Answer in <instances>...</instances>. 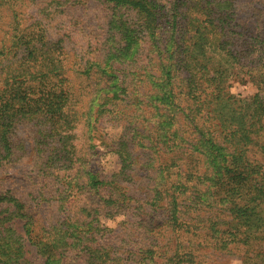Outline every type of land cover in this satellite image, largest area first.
<instances>
[{
	"label": "rangeland",
	"instance_id": "rangeland-1",
	"mask_svg": "<svg viewBox=\"0 0 264 264\" xmlns=\"http://www.w3.org/2000/svg\"><path fill=\"white\" fill-rule=\"evenodd\" d=\"M158 1L160 23L156 24V36L162 39L168 29L167 20L172 16L169 2L173 0ZM236 2L237 30H242L247 38L264 36V1ZM107 13L109 6L99 0H0V80L4 74L22 70L19 67L22 50L15 55L10 53L12 43L24 47L21 44H25L26 39L21 36L26 31H42L50 45L56 44L60 49L55 54L62 63V87L69 93L70 111L75 115L73 150L67 147L73 154H66L62 149L60 152V144L51 141L45 152L41 150L37 154L31 127H17L15 140L21 142L23 150H19V156L0 174V185L16 190L18 198L33 212L36 230L33 236L38 238L42 235L41 228L54 220L66 217L95 220L101 231L93 244L107 255L104 264H170L177 248L181 255L190 254L189 262L182 264H264V240H252L246 248L237 240L219 242L212 238L210 224L215 218L236 222L225 209L232 205L227 202H219L217 207L204 205L200 200L208 197L206 182L200 183L204 179L192 182L190 175L181 177L185 180L180 187L179 208L183 210L181 220L194 225L188 230L179 227L181 233L177 240L169 226L166 195L174 188L177 172H184L192 165H196L199 172L203 171L197 153H192L195 133L192 127H181L182 121L178 120L175 126L182 138L173 137L179 142L173 152H168L163 139L166 136L169 141V126L165 125L168 131L164 133L158 130L162 142L156 148L143 137L159 122L151 115L152 102L148 95L152 89L143 70L145 67L152 76L157 74L155 63L150 65L147 59L157 55L148 54L151 41L146 35L139 42L138 63L119 66V70L133 75L132 81L127 82L126 95L107 100L112 94L102 91L106 88L104 74L89 67L90 63L102 60L101 43L97 41L106 37ZM129 18L132 23L137 19L133 13ZM248 72L247 65L238 71L234 68L224 84L225 91L235 98L255 94L257 89L249 82ZM261 96L264 99V94ZM204 108L198 121L206 122L217 136L216 122L208 115L209 104ZM261 124L262 134L252 135L250 143L226 145L231 150L237 149V154L241 150L248 159L258 163L259 174L252 178H256L264 191V114ZM122 142L129 152L124 167L117 153ZM174 154L177 158L170 159ZM164 163L169 166L168 171L163 168ZM88 174L95 175L100 183L91 186ZM232 200L239 201L237 197ZM259 206L256 211L261 210L263 217L259 221L263 225L258 230L261 235L264 233V203ZM23 224L19 219L12 221L14 230L23 238L25 264H44L45 258L30 244ZM212 225L215 226L214 222ZM151 242H156L154 254L145 251ZM79 260L71 253L65 264H81Z\"/></svg>",
	"mask_w": 264,
	"mask_h": 264
},
{
	"label": "trees",
	"instance_id": "trees-1",
	"mask_svg": "<svg viewBox=\"0 0 264 264\" xmlns=\"http://www.w3.org/2000/svg\"><path fill=\"white\" fill-rule=\"evenodd\" d=\"M99 1L109 6L106 37L97 41L101 43L99 51L102 56L99 57L102 60L90 63L89 67L104 74L106 88L102 91L106 95L112 94L109 98L107 96V100L126 95L127 82L132 81L133 75L119 70V66L138 63L141 57L139 42L146 35L151 41L148 54L155 52L157 55L154 59H147L150 65L155 63L157 74L152 76L145 67L143 70L152 89L148 95L152 102L151 115L159 122L143 137L149 140L152 148H156L162 142L158 130L164 133L168 131L165 125L169 126V141L166 136L163 139L168 152H173L179 147V142H175L173 137L182 138L175 126L178 120L182 121L181 127H192L195 133L192 153H197L203 171L199 172V168L192 165L187 166L184 172H177L174 188L166 195L169 226L177 240L181 233L179 227H187L188 230L194 225L181 220L183 210L179 207L180 187L185 180L181 178L183 175L185 178L190 175L192 182L204 179L200 182H206L208 193L207 198L200 200L204 205L217 207L219 202L232 205L229 208L225 206V209L236 222L215 218V226L213 222L210 224L213 239L219 242L237 240L246 248L252 240H264V233L259 235L258 232L263 227L259 223L263 217L261 210L256 211L260 203H264V191L256 183V178H252L259 174V165L241 150L237 154V149L231 150L226 145H246L252 135L262 134L264 36L247 38L242 30H237V0L169 2L172 16L167 20L168 29L162 39L156 36V24L160 23L158 0ZM131 13L137 18L134 23L129 20ZM21 38L26 39L25 44H21L25 46L12 43L10 53L15 55L16 51L22 50L23 58L19 64L22 70L4 74L0 80V174L19 156V150H23L21 142L15 140V130L21 125L31 127L37 154L41 150L45 152L50 141L60 144V152L62 149L66 154H73L70 149L73 150L75 115L70 111L69 93L62 87V63L55 54L60 49L56 44L50 45L42 31H26ZM246 65L250 71L247 74L249 82L257 92L248 98H235L225 91L224 84L234 68L238 71ZM208 104V115L216 122L217 136L206 122L198 121ZM117 153L124 167L129 152L123 142L119 144ZM176 158L175 154L170 157L172 160ZM68 161L71 163L72 159ZM163 168L169 170L166 163ZM88 179L93 187L100 183L93 174H88ZM16 192L0 185V264L26 263L23 238L12 225L15 219L24 221L25 234L30 244L36 246L37 252L45 258L44 264H65L71 253L80 259L81 264L105 263L104 256L107 255L93 244L101 231L95 220L69 217L54 220L41 228L42 235L38 238L33 236L36 232L33 212ZM236 197L239 201L232 202ZM60 209L63 212V204ZM155 243L147 244L145 251L154 254ZM179 252L178 248L174 250L170 264L189 262L190 254L181 255Z\"/></svg>",
	"mask_w": 264,
	"mask_h": 264
}]
</instances>
